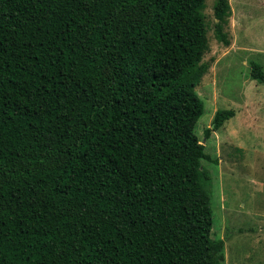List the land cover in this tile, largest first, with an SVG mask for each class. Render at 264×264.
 Instances as JSON below:
<instances>
[{
	"label": "trees",
	"instance_id": "trees-1",
	"mask_svg": "<svg viewBox=\"0 0 264 264\" xmlns=\"http://www.w3.org/2000/svg\"><path fill=\"white\" fill-rule=\"evenodd\" d=\"M204 3L0 0V264H225L197 134Z\"/></svg>",
	"mask_w": 264,
	"mask_h": 264
},
{
	"label": "rangeland",
	"instance_id": "rangeland-1",
	"mask_svg": "<svg viewBox=\"0 0 264 264\" xmlns=\"http://www.w3.org/2000/svg\"><path fill=\"white\" fill-rule=\"evenodd\" d=\"M221 19L228 44L216 32L217 0H205L209 70L197 87L204 114L197 134L213 161H203L214 212V239H225V264H264V85L250 77L251 62L264 67V0H228ZM219 110L235 117L213 131ZM218 161V163L214 161Z\"/></svg>",
	"mask_w": 264,
	"mask_h": 264
},
{
	"label": "water",
	"instance_id": "water-1",
	"mask_svg": "<svg viewBox=\"0 0 264 264\" xmlns=\"http://www.w3.org/2000/svg\"><path fill=\"white\" fill-rule=\"evenodd\" d=\"M204 143H205V142H204ZM204 143H203V144H204Z\"/></svg>",
	"mask_w": 264,
	"mask_h": 264
}]
</instances>
